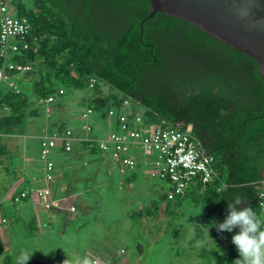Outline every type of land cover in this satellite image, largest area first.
<instances>
[{"label": "trees", "instance_id": "16d2710c", "mask_svg": "<svg viewBox=\"0 0 264 264\" xmlns=\"http://www.w3.org/2000/svg\"><path fill=\"white\" fill-rule=\"evenodd\" d=\"M7 1L30 25L23 39L16 38L28 47L8 54L9 60L30 66L8 72L21 74L15 82L27 81L41 99L59 88L62 94L66 86L90 87L88 101L100 108L102 119L109 108L127 109L128 100L150 125L191 124V134L212 154V180L190 186L174 199L163 191L135 215H155L162 201L170 213L172 201L188 200L201 207V225L218 233L215 225L223 222L228 203L238 194L244 200L240 207L250 206L264 221L258 203L264 178V78L254 58L183 19L159 10L148 15L147 0ZM2 59L0 55V64ZM31 103L15 85L0 90V157L7 153L4 136L24 133L28 118L40 114ZM47 117L54 131L70 128ZM75 144L98 149L88 138ZM58 145L61 152H71ZM238 231L234 228L231 234ZM228 248L231 258L234 244ZM4 251L0 242V264H17ZM197 256L207 264L225 257L213 247L200 248ZM27 264L55 263L31 258Z\"/></svg>", "mask_w": 264, "mask_h": 264}, {"label": "rangeland", "instance_id": "374dc122", "mask_svg": "<svg viewBox=\"0 0 264 264\" xmlns=\"http://www.w3.org/2000/svg\"><path fill=\"white\" fill-rule=\"evenodd\" d=\"M20 75H8L0 81V90L11 81L30 96L31 105L40 114L29 117V130L39 125L36 134L43 132V125L50 122L47 114L56 123L63 120L71 130L79 129L78 134L93 138L105 137L114 129L109 125L111 117L98 118L100 108L88 101L92 93L90 87L66 86L53 100L39 101L27 81L15 82ZM54 84L58 88V84ZM88 107L91 111L84 116ZM88 124L90 131L86 129ZM14 135L4 136L7 153L0 157V215L6 218L0 223V242L4 244V253L13 260L27 251L32 253L31 258L55 264H76L77 261L81 264L84 261L89 264H207L197 256L202 247L216 248L225 256L218 262L212 260L217 264H232L240 258L235 245L234 255L227 257L234 234L215 233L203 227L199 220L201 207L188 200L176 205L172 201L170 213L165 212V201H162L155 215H135L157 200L168 185L150 170L144 176L139 171L134 180L127 181L129 172L122 173L109 152H97L100 164L96 169L90 162L82 165V158L78 157L75 169L64 181L66 194L80 192L75 203L71 199L75 210L64 206L57 213L54 210L43 213L40 220L34 216L29 200L14 201L11 197L24 175V163L40 168L36 154L39 144L26 128L23 134ZM51 156H56L54 150ZM149 160L152 165V159ZM56 162L62 163L60 156Z\"/></svg>", "mask_w": 264, "mask_h": 264}, {"label": "built area", "instance_id": "2783aa9c", "mask_svg": "<svg viewBox=\"0 0 264 264\" xmlns=\"http://www.w3.org/2000/svg\"><path fill=\"white\" fill-rule=\"evenodd\" d=\"M29 21L25 16H19L9 6L7 0H0V55L3 57L0 64V81L6 79L10 70L26 71L29 64H21L8 59L10 52L16 51L20 46L27 48L23 39L29 29ZM13 85L12 82L9 83ZM62 92L59 88L54 94H49L46 99L51 101ZM127 109L116 111L109 108L108 117L115 118L117 129H111L105 137L91 138L97 148L103 152L108 151L118 161L121 172L132 170L136 165L135 155L132 151L134 144H139L142 150L151 156L154 169L150 168L151 174H157L163 179L168 188L165 190L168 199H174L183 194L190 186H202L212 180L214 175L213 156L199 144L196 137L191 134V124H180L176 127H161L146 123L139 112L129 107L128 100H124ZM91 109L88 107L83 115L86 116ZM89 131L90 126L86 125ZM72 130L67 128L64 132L53 131L41 136L38 148V159L42 164V183L31 187L17 189L13 194V200L17 201L23 197L36 199L45 208L52 206H68L74 210L71 199H66L61 205L54 201L53 181L55 176V164L52 151L58 144L64 149H71L73 140ZM150 162V161H149ZM150 164V163H149ZM258 203L264 211V178L259 181ZM1 216L0 220L5 221Z\"/></svg>", "mask_w": 264, "mask_h": 264}, {"label": "water", "instance_id": "95a60500", "mask_svg": "<svg viewBox=\"0 0 264 264\" xmlns=\"http://www.w3.org/2000/svg\"><path fill=\"white\" fill-rule=\"evenodd\" d=\"M156 10L178 17L195 28L251 56L264 78V0H147Z\"/></svg>", "mask_w": 264, "mask_h": 264}, {"label": "crops", "instance_id": "0c3cea01", "mask_svg": "<svg viewBox=\"0 0 264 264\" xmlns=\"http://www.w3.org/2000/svg\"><path fill=\"white\" fill-rule=\"evenodd\" d=\"M28 120H29V118H28ZM28 120L26 121V124H25L26 125L25 126L26 131L29 133V135L36 138L37 145L39 144L41 136L54 131V129L52 130L51 129L52 127L49 126V123L46 122V124L43 125L44 131L36 134L35 130L39 128L38 127L39 125H37L34 130L33 129L29 130V128L27 127ZM50 123H51V121H50ZM57 124H59V123H57ZM109 125H110V127L117 129V123H116L115 118L109 119ZM47 130H51V132H47ZM78 130L79 129L72 130L73 137H74L72 141H74V140L75 141L71 144V152L70 153L61 152L59 150V147H58L59 145L56 146V148L54 149L55 155L60 156L61 162H62L60 165H58V163L56 162V159L54 160V158H53L54 164H55V171H54L55 176H54V181H53V197H54L55 202L60 203L59 205H61L66 199L67 200L72 199L74 202L75 199H77V197L80 194V192L66 194L65 191L67 188L64 186L65 179L68 178L67 176H69V174L72 173V170L75 169L74 164L77 163L76 161L78 160V157L82 158V162H81L82 165H87L90 162V163H92L93 168L96 169L99 167V164H100V161H99L100 158H99V155L97 154V152H100L101 150H99V149L92 150L88 147L81 146V145L79 146V144L78 145L75 144L76 142L81 141V139H84V137H90L89 135H84V133L78 134L79 133ZM90 130H91V126H90ZM13 135L14 134H11V136H13ZM16 135L17 134H15L14 136H16ZM91 138H93V137H91ZM131 149L135 155L136 165L132 170L128 171L129 174L126 177L128 178V176L134 175V179H135L139 175L138 174L139 171L142 172V174L144 176L145 175L144 173L150 170V164H149L150 160L149 159H151V156H150V154L144 152L141 149L140 145L137 143L134 144ZM105 152H108V151H105ZM37 153H38V149L36 150V154ZM38 162H40V161H38ZM39 165H40V168H39V166L35 167V165L24 163V171H23L24 175H22V178H20L18 180V181H20V184H18L16 186L15 190H17L18 188L31 187L33 185L42 183L43 172L41 171V167H42L41 162L39 163ZM42 170H43V168H42ZM40 172H42V173H40ZM28 175H31V176H28ZM61 182L63 183V185ZM56 195H58V197H55ZM61 196H63V197H61ZM56 198H58V199H56ZM27 200H29L31 202V205H32L31 210L34 212V216L38 217L40 220H43V215H42L43 213H45V212L48 213V212H50V210H54V212L57 213L61 207L66 206V202H65V205L57 207L56 209H50V208L46 209L36 199H31L30 197L29 198L27 197L26 200H24V201H27ZM65 208H67V207H65ZM0 217H1V215H0Z\"/></svg>", "mask_w": 264, "mask_h": 264}, {"label": "clouds", "instance_id": "9594fccd", "mask_svg": "<svg viewBox=\"0 0 264 264\" xmlns=\"http://www.w3.org/2000/svg\"><path fill=\"white\" fill-rule=\"evenodd\" d=\"M244 200L237 194L227 205V215L222 223L215 225L218 233H231L234 228L239 231L231 238L239 257L232 264H264V221L250 206L240 207ZM32 253L22 251L17 258V264H27ZM76 264H81L77 261ZM83 264H89L84 261Z\"/></svg>", "mask_w": 264, "mask_h": 264}]
</instances>
